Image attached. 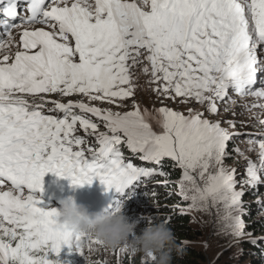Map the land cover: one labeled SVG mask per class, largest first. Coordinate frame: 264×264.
I'll return each mask as SVG.
<instances>
[{"label":"snow or ice","instance_id":"1","mask_svg":"<svg viewBox=\"0 0 264 264\" xmlns=\"http://www.w3.org/2000/svg\"><path fill=\"white\" fill-rule=\"evenodd\" d=\"M0 16V264H60L50 257L63 247L81 256L85 247L104 248L60 229L57 210L41 207L37 194L49 173L73 187L99 181L127 198L148 178L167 175L126 161L122 146L158 167L172 161L181 170L176 194L189 210L216 208L222 235L255 243L242 198L264 184V132L246 141L256 159L245 158L238 181L224 160L240 134L232 121L224 127L207 117L219 114L221 102L229 111L232 96L264 101V0H6ZM137 72L162 102L179 98L204 110H142ZM51 95L115 110L46 100ZM49 104L48 113L62 115L45 114ZM243 107L264 111V102ZM78 129L94 146L85 147ZM126 250L121 245L118 254Z\"/></svg>","mask_w":264,"mask_h":264},{"label":"rangeland","instance_id":"2","mask_svg":"<svg viewBox=\"0 0 264 264\" xmlns=\"http://www.w3.org/2000/svg\"><path fill=\"white\" fill-rule=\"evenodd\" d=\"M15 31V30H14ZM135 75H139V73H135ZM148 78L139 75V80L137 81L138 87L135 94V100L139 102L141 109H147L149 112H151L153 115H155V109H158L161 106H167L173 110H177L182 112L183 114H187L188 108H194L198 109L200 111H203L204 109L201 108V106L197 105L195 102L183 104L180 103V99L177 98L175 101L173 100H164L161 101L160 98H158L154 92L151 90L150 86L145 83V81ZM58 99L63 102L67 103L69 100H78V99H84L85 103H90L92 106H98L101 108H109L112 107L113 110H115L114 105H108L107 103H102L99 101H92L89 102L86 98H81L78 96H72V97H65L61 98L59 96H47L46 100H53ZM232 100L235 101V103L229 104V111L225 112V103L221 102L219 104V114L216 116H209L207 118L211 120H216L222 122L224 127H228V121H232L235 124L234 131L239 133L240 135L235 137L232 141L229 142L227 146V150L229 155L225 158L224 164L228 168H235L236 171V178L238 181L244 180V172H245V166H246V157L248 159L255 160L256 159V152L255 151H249V144L246 142L251 137H257L260 132H264V126L259 124V120H264V111L257 108H249L245 109L244 105H252L253 103L259 104L264 101H256L251 97H245L240 98L237 96H232ZM126 107L122 110H131V100H127L124 102ZM52 105H47L46 107H51ZM79 111L78 109L76 110ZM47 114L52 115H58L60 113H48L46 108ZM62 115V114H60ZM89 118L92 119L94 122H97L99 124V130L103 131V125L101 122L96 121L95 117H91L89 115ZM75 135H78L82 138H86L88 140V144L85 145V147L88 146H94V137L92 136H86L85 132L82 129H78V131L75 133ZM238 149V151H233V149ZM126 150V152L129 153V158L131 159V162L136 166L137 164H141L143 167L147 168H156V170L159 172L161 171V166H156L154 164H150L144 161H141L138 156L133 155L126 147L121 148V151ZM240 153H243V155H240ZM124 155V154H123ZM137 158L138 160L134 161L133 159ZM165 165H172L173 162L165 159L163 161ZM174 171L178 174V177L175 181L168 182V187H165L161 189L162 191L169 192V196H173L177 202V204H174L172 208L169 210L172 211H178L180 213H185L189 216V219L191 221V227L194 231L198 232L200 236H198V239L195 243V246L205 255L206 257V263L205 264H249L250 259L247 258L248 256V250L246 248H243V244L249 240L248 237H245L241 240H234L231 236L222 235L223 231V223L221 220L222 213L217 212L216 208L210 207L207 211H194L189 210L188 202L184 201L180 196H178L177 193V182L180 179L181 176V170L178 168H174ZM162 176L155 175L152 178H148L147 181L150 183L148 187H152V183L157 180H161ZM164 181H168L165 179ZM172 188L171 192L167 190V188ZM159 187H156L152 190H157ZM239 190V184L237 186ZM264 190V184L259 185L256 188H246L245 189V195L243 196V202H244V209L245 211L248 209L247 205L245 203H248L250 199H245L248 197L249 191L253 190L254 195L253 197H256L255 202L259 204L260 209L257 210L255 213V218L257 222H260L263 226L262 229L257 231H248L249 227L246 225L247 223V216L244 215L242 219L245 222L246 228L245 231L252 233V238L256 237H263L264 238V193H262L260 196H257L259 194V190ZM139 190L137 193H140ZM137 195V194H136ZM132 196L131 198L125 197L122 204V213L125 215V217L129 220V222L132 221H138L139 218H142V213L140 214V211L138 208H149L150 202L147 201V199L144 196H140L135 198V196ZM250 197V196H249ZM93 201V200H92ZM90 201L87 203V200L85 197H81L80 200H78L77 204L82 205L84 207H88V205L92 202ZM101 199L97 200L93 204V211H97L98 205H100ZM151 214V212H150ZM253 216V215H251ZM250 216V217H251ZM142 234V231L140 230V227L137 225V227L134 229L133 235H140ZM131 239V237H130ZM218 257V258H217ZM50 259H58L60 261V264H134V262H145V256L143 253L140 252H133L129 249H127L123 253L118 254V248H97L95 251H89L87 247H85L83 251V255L81 256L79 253H76L74 250L70 249L69 247H63L58 257H50ZM258 262V261H257ZM264 264V263H263Z\"/></svg>","mask_w":264,"mask_h":264},{"label":"clouds","instance_id":"3","mask_svg":"<svg viewBox=\"0 0 264 264\" xmlns=\"http://www.w3.org/2000/svg\"><path fill=\"white\" fill-rule=\"evenodd\" d=\"M121 208L122 205L118 211L90 214L86 207L69 196L59 201L57 225L68 233L89 235L107 248L127 244V249L133 252L151 254L154 264H171L173 252L181 254L182 249L167 223L146 217V227L136 236L133 233L137 222H129Z\"/></svg>","mask_w":264,"mask_h":264},{"label":"trees","instance_id":"4","mask_svg":"<svg viewBox=\"0 0 264 264\" xmlns=\"http://www.w3.org/2000/svg\"><path fill=\"white\" fill-rule=\"evenodd\" d=\"M163 172L167 175L162 176L161 180L154 181V183H152V187H148L147 189L141 191L143 192L142 196L150 202V207L142 208V206H140L141 208H138L140 214L142 213V218L138 219L137 225L140 227V230L143 231L147 225V220L143 219L144 217L150 218L154 222L165 221L167 219L169 221L167 226L174 233L176 243L182 249V252L179 255L176 252H173L171 264H205V255L195 246L200 234L192 229L191 221L188 215L178 211L169 210L174 204H177V199L171 195L169 196V192L161 190L168 187V182L175 181L178 174L174 171V167H172V165H168V170L164 169ZM165 179L168 181H164ZM156 187L159 188L157 190H152ZM167 190L171 192L172 188L169 187ZM262 193H264V190L260 189L257 196H260ZM249 194L250 197L248 196L245 198L250 199L248 203H245L248 207L245 211L247 213L246 218L248 220L246 225L249 227L248 231H257L262 229L263 226L260 222H257L256 219H254L256 216L255 213L258 209H260V207L259 204L255 202L256 197H253L254 191L250 190ZM252 239L255 243H250L249 240H247L243 244V248L248 250L247 258L250 259L249 264H263L264 238L256 237ZM134 264H145V262H134Z\"/></svg>","mask_w":264,"mask_h":264}]
</instances>
